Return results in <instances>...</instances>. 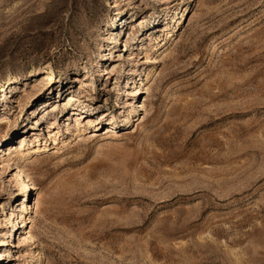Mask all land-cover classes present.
Wrapping results in <instances>:
<instances>
[{
	"label": "rangeland",
	"instance_id": "374dc122",
	"mask_svg": "<svg viewBox=\"0 0 264 264\" xmlns=\"http://www.w3.org/2000/svg\"><path fill=\"white\" fill-rule=\"evenodd\" d=\"M0 264H264V0H0Z\"/></svg>",
	"mask_w": 264,
	"mask_h": 264
},
{
	"label": "bare ground",
	"instance_id": "6f19581e",
	"mask_svg": "<svg viewBox=\"0 0 264 264\" xmlns=\"http://www.w3.org/2000/svg\"><path fill=\"white\" fill-rule=\"evenodd\" d=\"M161 2H162V0H161ZM79 100V98L78 97H76V96H70L69 97V99H68V102H71V101H78ZM140 105V104H139ZM142 106H144V105H142ZM140 108H141V106H139ZM108 132H110V131H108ZM112 132V131H111ZM41 146L40 145H38L37 147H35V148H33V153H37V152H41ZM24 172V169L23 168H19V170H18V172H17V176H22V173ZM25 184V183H24ZM12 215H15V213H13ZM12 218V217H11ZM13 220V219H12ZM14 220H15V217H14ZM14 222V221H13ZM16 223V222H15ZM14 224V223H13ZM17 224V223H16ZM28 236V235H27ZM28 238L29 239H33L34 238V236L31 234V233H29V236H28ZM4 254L5 253H3V256H4ZM2 256V255H1Z\"/></svg>",
	"mask_w": 264,
	"mask_h": 264
}]
</instances>
